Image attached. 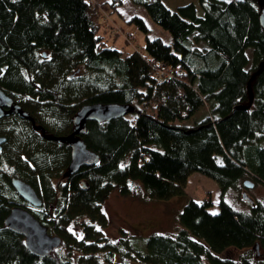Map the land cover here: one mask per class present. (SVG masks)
I'll list each match as a JSON object with an SVG mask.
<instances>
[{
	"label": "trees",
	"instance_id": "obj_1",
	"mask_svg": "<svg viewBox=\"0 0 264 264\" xmlns=\"http://www.w3.org/2000/svg\"><path fill=\"white\" fill-rule=\"evenodd\" d=\"M194 1L200 16L192 3L169 11L160 0H130L170 37L169 45L144 38L141 56L136 50L123 55L106 44L97 6L90 0H0V89L18 97L14 103L45 136L55 134L36 114L62 123L87 99L112 91L121 92L120 104L139 105L130 115L142 123L137 134L129 114L87 122L79 138L97 155L98 164L67 176L66 145L42 139L16 116L0 119L8 123L0 135L6 139L0 159L13 169L10 178L29 184L42 201L28 211L54 234L66 235L71 222L81 228V238L72 245L64 240L66 248L81 254L74 263L55 250L42 258L32 256L23 239L3 225L10 208L28 205L0 170V264H112L114 254L122 259L115 264H262L257 257L264 252V198L247 199L246 213L233 210L224 198L244 181L264 189L261 4ZM116 5L120 0L108 6L116 10ZM127 22L146 34L141 19ZM154 63L175 71L173 78L156 81ZM154 156L175 164L162 194L163 171ZM193 173L216 184V213L208 211V196L199 202L186 199L175 234L149 235L142 252L133 250L129 239L109 244L98 237L94 224H105L100 206L109 193L136 196L133 183H138L142 200L167 201L184 195ZM228 251L242 254L231 259L225 256Z\"/></svg>",
	"mask_w": 264,
	"mask_h": 264
},
{
	"label": "rangeland",
	"instance_id": "obj_2",
	"mask_svg": "<svg viewBox=\"0 0 264 264\" xmlns=\"http://www.w3.org/2000/svg\"><path fill=\"white\" fill-rule=\"evenodd\" d=\"M90 1H93L96 6L101 8L98 9V24L100 25L99 33L103 37V40H105L108 46H112L113 48L120 51L123 55H127L135 50L136 53L140 54L141 56L144 55V38H157L165 45L170 44V37L168 33L153 24L144 10L139 6L131 4L130 0H120V5L115 6L116 10H112L108 6L111 0ZM116 2L117 0H114V3ZM160 2L169 11H173L179 6L192 3L195 6L196 14H200V11L194 0H160ZM259 3H264V0H259ZM108 8L111 11H108ZM131 17H137L143 21L147 29L146 34L138 30L133 23L127 22V20ZM112 30H116L117 34L114 35ZM4 93L11 97V95L6 91H4ZM11 98L13 99V102L18 101V97L16 96L12 95ZM85 102L86 104L122 103L123 98L121 92L112 91L93 96L87 99ZM132 105L133 107L136 106L139 108V105ZM132 113H129V116L134 119L132 126L134 129L135 126L137 127L136 133L138 134L140 133L142 123L138 117L135 115H130ZM203 113L204 112L202 111L199 112L197 117L202 116ZM36 117L37 121L40 122L45 127V129L50 132L49 134L52 133V135L55 134V136H64L72 128V118H68L69 120L67 119V121L60 123V121L55 117L47 116L44 113H42V116L41 114H36ZM59 123L64 127H61ZM7 127L8 123H0V135H3ZM154 161L162 168L163 171V179L160 187L158 188V192L162 194L170 180V174L175 169V164L168 162L163 158L157 159L156 156H154ZM0 170L8 175L9 178L15 177L13 176V169L6 164L4 158L0 159ZM54 181H56V179ZM133 184V189L136 196L121 197L114 190L113 192L109 193L107 198L101 203L100 210L105 218V224H94V227L99 231L100 235H98V237L104 238L109 244H114L120 237H122L123 239H129L130 246L133 250L142 252L144 249V240L149 235H174L178 229L176 217L186 199L199 202L208 196L212 202V206L208 209L209 213L213 214L218 210V188L216 184L210 179H207L196 173L189 175L187 178L183 188L184 195L182 197H174L167 201L142 200L140 198L141 189L138 186V183ZM243 194L244 198L242 197ZM224 198L226 203L233 210L246 213L248 211L247 199H253L256 201L262 200L264 198V189L260 185H255L253 188H243L239 185L237 186L236 190L227 192ZM54 205L55 203H53V206ZM24 208L27 210H32V208L29 206H24ZM65 229L67 233L66 235L54 234L48 229H46V231L48 235L57 236L60 238V243L54 250L64 258L70 257V260L74 263L81 254L79 252L70 250V248H66L64 245V240L67 241V245H72V240L77 241L81 238V228L79 226V222H71L69 225L65 226ZM102 243L103 242H100L99 244ZM68 253H70V256ZM260 253L261 254L257 257V260L259 263L262 262V264H264V252L261 251ZM241 254L242 252L238 251H228L226 252L225 256L237 260ZM102 255L103 254L101 253L98 257L100 263H102ZM120 260H122L120 254H114L112 258V264L119 263ZM128 263L130 264L131 262L128 261Z\"/></svg>",
	"mask_w": 264,
	"mask_h": 264
},
{
	"label": "water",
	"instance_id": "obj_3",
	"mask_svg": "<svg viewBox=\"0 0 264 264\" xmlns=\"http://www.w3.org/2000/svg\"><path fill=\"white\" fill-rule=\"evenodd\" d=\"M258 23L264 33V3L261 4L259 9ZM263 65L264 63L260 65L259 70ZM250 99L251 95L249 93ZM133 111V107L120 103H87L80 106L72 117V128L68 135L47 137L44 135V130L40 126L35 127L33 119L25 111L20 110L13 99L0 89V119L16 115L19 119L29 121L35 131L39 130L41 132L42 138L68 147L69 160L65 170L67 176L75 174L81 167H92L98 164L97 155L89 151L79 138L87 122H108ZM5 140V137L0 136V151ZM9 184L16 196L31 208H39L42 205L41 199L29 184L17 178H10ZM81 186H83L82 183ZM243 187L252 188V184L244 181ZM3 225L8 231L20 236L27 252L37 258L46 256L60 243L59 237L48 235L46 228L22 206L10 208L3 219Z\"/></svg>",
	"mask_w": 264,
	"mask_h": 264
},
{
	"label": "built area",
	"instance_id": "obj_4",
	"mask_svg": "<svg viewBox=\"0 0 264 264\" xmlns=\"http://www.w3.org/2000/svg\"><path fill=\"white\" fill-rule=\"evenodd\" d=\"M91 4L96 5L93 1H90ZM97 9H101L100 7H96ZM103 19V18H100ZM112 33L114 35L117 34V31L112 30ZM154 67H155V80H164V79H171L173 78L175 71L167 69L165 67H163L162 65L158 64V63H154Z\"/></svg>",
	"mask_w": 264,
	"mask_h": 264
},
{
	"label": "flooded vegetation",
	"instance_id": "obj_5",
	"mask_svg": "<svg viewBox=\"0 0 264 264\" xmlns=\"http://www.w3.org/2000/svg\"><path fill=\"white\" fill-rule=\"evenodd\" d=\"M21 110V109H20ZM23 111V110H22ZM13 116H16V115H10V116H7V117H5V118H9V117H13ZM17 117V116H16ZM23 121H26V120H23ZM27 123H29V126H30V128H31V130L33 131V132H36V133H38L39 134V137H41L42 138V135H41V132L39 131V130H37V131H35L32 127H31V123L29 122V121H26ZM33 122H34V120H33ZM34 126L35 127H37L36 126V124H35V122H34ZM42 139H45V138H42ZM57 144V143H56ZM58 145H61V144H58ZM3 147V146H2ZM2 147H1V150H2ZM68 152H69V149H68ZM242 197L244 198V194L242 195ZM26 204V203H25ZM21 206V205H20Z\"/></svg>",
	"mask_w": 264,
	"mask_h": 264
},
{
	"label": "crops",
	"instance_id": "obj_6",
	"mask_svg": "<svg viewBox=\"0 0 264 264\" xmlns=\"http://www.w3.org/2000/svg\"><path fill=\"white\" fill-rule=\"evenodd\" d=\"M197 16H200V14L199 15L197 14Z\"/></svg>",
	"mask_w": 264,
	"mask_h": 264
}]
</instances>
